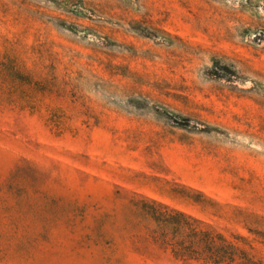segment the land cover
<instances>
[{"label": "rangeland", "instance_id": "1", "mask_svg": "<svg viewBox=\"0 0 264 264\" xmlns=\"http://www.w3.org/2000/svg\"><path fill=\"white\" fill-rule=\"evenodd\" d=\"M145 199L264 260V0H0V264H183Z\"/></svg>", "mask_w": 264, "mask_h": 264}, {"label": "trees", "instance_id": "2", "mask_svg": "<svg viewBox=\"0 0 264 264\" xmlns=\"http://www.w3.org/2000/svg\"><path fill=\"white\" fill-rule=\"evenodd\" d=\"M145 201L143 207H135L155 225L151 244L173 261L183 264H264V260L252 253L253 247L247 237L227 236L216 227L162 203ZM238 212L242 215L240 223L251 222L254 229L248 228V232L253 235L254 241L264 246V218L253 217L248 221L250 216L241 210Z\"/></svg>", "mask_w": 264, "mask_h": 264}]
</instances>
